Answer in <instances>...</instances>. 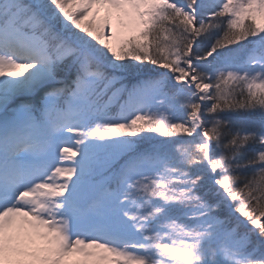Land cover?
<instances>
[{"label": "snow or ice", "instance_id": "snow-or-ice-1", "mask_svg": "<svg viewBox=\"0 0 264 264\" xmlns=\"http://www.w3.org/2000/svg\"><path fill=\"white\" fill-rule=\"evenodd\" d=\"M0 264H264V0H0Z\"/></svg>", "mask_w": 264, "mask_h": 264}]
</instances>
